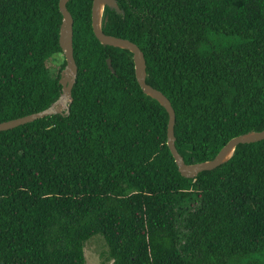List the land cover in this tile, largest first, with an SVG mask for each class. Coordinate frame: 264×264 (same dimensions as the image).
Instances as JSON below:
<instances>
[{"label":"trees","instance_id":"obj_1","mask_svg":"<svg viewBox=\"0 0 264 264\" xmlns=\"http://www.w3.org/2000/svg\"><path fill=\"white\" fill-rule=\"evenodd\" d=\"M57 2L0 0V122L59 96ZM116 3L123 13L104 5L100 30L142 52L184 163L264 128V0ZM90 6L65 3L76 66L68 113L0 131V264H85L95 234L110 264H264V138L181 176L165 109L139 88L131 53L94 37ZM52 55H62L53 73Z\"/></svg>","mask_w":264,"mask_h":264},{"label":"water","instance_id":"obj_2","mask_svg":"<svg viewBox=\"0 0 264 264\" xmlns=\"http://www.w3.org/2000/svg\"><path fill=\"white\" fill-rule=\"evenodd\" d=\"M67 1L68 0H58L57 2L58 10L61 14V22L58 31V44L65 61L63 67L59 71V96L50 105L42 110L0 122V131L13 128L17 125H21L47 115H65L68 113V105L71 100L70 89L76 75V66L72 56V19L65 7V3ZM104 5L109 9H113L116 13H123L122 10L119 9L116 0H91L90 26L92 33L100 44L123 48L131 53L134 77L139 88L145 95L155 99L167 113L166 145L181 176L193 178L200 171L213 169L219 164L225 162L230 157L234 147L237 144L255 142L264 138V128L259 131H251L236 135L228 139L211 159L191 164L184 163L182 157L174 147L173 109L171 108L168 99L160 91L154 89L145 82V64L142 52L131 41L104 34L100 30V19ZM105 62L107 68L113 72L110 60L106 58Z\"/></svg>","mask_w":264,"mask_h":264},{"label":"rangeland","instance_id":"obj_3","mask_svg":"<svg viewBox=\"0 0 264 264\" xmlns=\"http://www.w3.org/2000/svg\"><path fill=\"white\" fill-rule=\"evenodd\" d=\"M61 56L62 55L54 56L53 59L48 60L46 62L47 66L51 68L50 71L52 73H53V69L58 68ZM83 255H84L85 264H110L111 263V260L107 258L106 244L103 238L99 234L90 236L84 242Z\"/></svg>","mask_w":264,"mask_h":264}]
</instances>
